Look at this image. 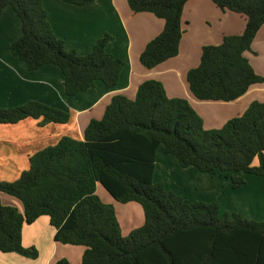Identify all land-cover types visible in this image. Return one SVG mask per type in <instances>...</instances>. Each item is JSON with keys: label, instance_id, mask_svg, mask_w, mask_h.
<instances>
[{"label": "trees", "instance_id": "obj_1", "mask_svg": "<svg viewBox=\"0 0 264 264\" xmlns=\"http://www.w3.org/2000/svg\"><path fill=\"white\" fill-rule=\"evenodd\" d=\"M61 1L84 6L96 0ZM187 1L126 0L133 13L164 21L139 56L144 68L178 55ZM211 1L221 11L244 15L246 26L242 34L225 36L217 46H204L199 65L188 71L186 80L200 101L232 102L252 85L264 83L244 57L264 26V0ZM7 6L22 27L10 52L28 71L56 65L68 97L88 91L96 81L107 89L116 87L124 62L106 51L109 35L88 55L78 56L54 35L41 0H0V17ZM27 118L44 126L66 124L70 115L37 101L0 108V124ZM160 144L180 167L229 173L232 188L238 189L245 184L238 173L264 178V103L253 101L241 116L206 130L189 103L168 98L157 81L140 84L133 100L113 97L103 117L90 121L83 140L62 137L31 156L29 168L16 181L0 182V194L15 197L23 207L20 213L0 199V252L36 259L37 251L22 245V229L45 216L55 230V242L85 248L81 264H264V222L234 213L221 218L218 203H191L153 182ZM98 184L120 204H139L143 225L123 236L114 208L96 195Z\"/></svg>", "mask_w": 264, "mask_h": 264}, {"label": "crops", "instance_id": "obj_2", "mask_svg": "<svg viewBox=\"0 0 264 264\" xmlns=\"http://www.w3.org/2000/svg\"><path fill=\"white\" fill-rule=\"evenodd\" d=\"M47 21L66 51L78 56L88 55L95 43L105 35L112 39L106 51L124 62L115 88L107 89L100 81L86 92L68 97L64 93L63 75L53 64L35 71L10 52L12 42L22 35L20 19L10 6L0 17V108L9 109L28 101H37L63 110L70 115L66 124L49 123L27 118L16 124H0V182H14L29 168V158L54 146L62 137L83 140L86 127L92 120H100L112 98L122 95L130 100L145 81L159 82L168 98L184 99L201 117L206 130L219 129L228 120L241 116L253 101L264 103V83L252 85L240 98L232 102L200 101L191 93L186 76L200 63L204 46L221 44L229 35H240L246 17L221 11L211 0H189L181 16L183 30L178 55L153 69L144 68L139 56L148 42L163 29L164 21L150 13H133L126 0H96L77 6L61 0H41ZM254 72L264 77V26L256 34L251 51L244 52ZM254 165L257 160H254ZM245 184L233 189L230 174L201 173L194 167L182 168L160 144L154 156L153 182L185 200L218 203L221 218L239 214L243 220L264 222V178L238 173ZM96 195L111 205L116 213L123 236L144 223L141 206L135 202L120 204L101 186ZM1 203L23 212L22 203L1 193ZM19 201V202H18ZM55 230L49 219L40 217L22 229V245L37 251L36 259L15 253H1L0 264H55L65 259L69 264H81L85 248L62 245L54 240Z\"/></svg>", "mask_w": 264, "mask_h": 264}, {"label": "rangeland", "instance_id": "obj_3", "mask_svg": "<svg viewBox=\"0 0 264 264\" xmlns=\"http://www.w3.org/2000/svg\"><path fill=\"white\" fill-rule=\"evenodd\" d=\"M262 78H264V77H262ZM260 84H262V83H260ZM19 202V201H18Z\"/></svg>", "mask_w": 264, "mask_h": 264}]
</instances>
